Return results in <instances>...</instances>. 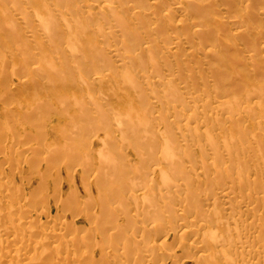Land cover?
Returning a JSON list of instances; mask_svg holds the SVG:
<instances>
[{"label":"rangeland","instance_id":"374dc122","mask_svg":"<svg viewBox=\"0 0 264 264\" xmlns=\"http://www.w3.org/2000/svg\"><path fill=\"white\" fill-rule=\"evenodd\" d=\"M14 1L15 3H12L10 0H3V1L0 0V10L2 9L7 11L6 17L5 18L3 17L4 19H2L5 22H3L0 27L1 30L0 63L3 62L2 66L6 67V68L5 67L1 68V64H0L1 71L3 69L9 70L8 72L12 71L13 69L14 71H19L20 73L15 72V75L17 76L18 79L23 81V79L24 80L29 79L30 76L33 75L30 74L27 77V74L24 73L25 70H23L26 68L24 65L26 64V61L29 59L28 57L31 56L30 54H32L33 57L36 58L35 60L38 59L40 63L42 62L41 63L42 66L48 64L47 59L49 57V60H51L52 62L55 61V65L58 66L56 69L57 71H55V74L56 75L60 74L61 76L59 75V77H57L55 74L52 75L53 73L50 75L51 72L49 73V71L41 72L39 70L40 72L35 71L33 75V79H31V81L40 84L41 87H43L45 90H47L50 93H51L50 89L55 90L54 87L55 88L59 87L57 89H60L59 91L60 93L62 92V94L64 92V90L60 88L61 87L60 84H62V82L63 84L78 86L81 89L83 86L88 84L87 82H84V79L88 77L87 76L88 73L89 74L92 73L91 75L92 77L98 74V72L96 71H99L105 74L106 76L102 77L103 82L97 85L96 84L93 85L92 88L89 90L85 89L84 91H81L82 92L81 94L76 90L75 96L70 94V91L69 92L65 91L66 93L65 95L63 94V98L62 96L60 98H56L55 96L54 98H56V100L60 99L61 100L60 102L56 101L55 99H53L55 100V102L50 101L52 100V98L47 95L49 97V100H43L44 98L42 97L43 98V99L41 98L42 103L38 105H34L37 104L36 102L37 99L35 101V98L34 100L32 99L26 100L27 102L25 100L24 101L21 100L19 104L25 103L24 105H22L25 108L24 107L22 108V106L20 105V107L22 108L21 109L20 107L16 108L18 103L17 101L18 99H16V97L19 96L17 92H14V97H10V94H7V96L3 95L4 99H1L2 95L0 96L1 97L0 98V181L1 182L5 181L4 185L0 186V224H6V223L9 224L11 220L12 221L14 220L13 224L16 225V227L14 226L16 230L18 231L22 230L26 232L28 236L26 240L27 243L31 242L32 239L34 240L45 239L42 241L45 244L44 246L32 247L31 245V247L28 249V252H25L23 250L24 252L22 251L18 253L14 250V247L16 245L19 246V244H25V241L23 240L21 242L19 240H14V237L10 238L9 236L12 235V232L14 235V231H15V230L12 231V227H11L10 231L12 232L9 231V235L7 236L9 239H11L12 244L10 247H8L7 251L1 253L2 256L0 255V264H26V260L30 255H33V258L30 260V264H170L171 263L170 258H165L163 261H159L158 258L155 256V254L158 253V251L167 250L176 253L177 256L178 254L180 255V252L182 255V249L180 245H182L181 243L183 239L180 235V231L182 230L183 227L179 226V222L176 224L177 226L176 228L166 225L164 228L161 227L157 230L150 229V232L149 231L142 232L139 227H136L137 225L143 223V219L146 218L148 219V217L143 216L144 214L141 211V205H140L141 201L139 199L140 195L138 193L142 192V190L143 192H145L147 189H150L152 191V194L156 193V196H158L157 195L159 194L158 191H161L164 185L162 181L158 179V177H155V179H157L155 182H150L149 178H147L143 186L141 187L138 186V181H137L138 175L136 173V169L139 167L138 164L139 160L135 158L136 149L131 147V145L135 144L133 143L135 142V136L137 137L139 134V138H142L140 137L141 132H142L141 135L143 134L144 137L148 135L147 137L149 139L152 137L154 140L157 138L156 140L158 142L160 141L159 136L155 137L153 134L148 132L149 130L146 131L145 130L146 128L145 129L143 128L145 127L146 123L145 121L144 122L141 121V119L145 120L143 117L146 116V112L148 114L154 111L153 114L154 116H156L157 115L155 114L156 110L154 109L160 107L161 104L163 105L165 103L166 104L168 103L166 102L167 98L164 97L165 99L163 100L160 99L162 97L161 95L158 96L156 94L157 98L155 96V93H157L158 90L160 89V85L157 84L156 87L152 86L149 88L142 87L143 90L141 89V91H139L140 93L143 94L142 98L145 100L144 102H146L147 105L153 103L154 105H156V107L152 104L153 105L152 109H150L149 105H148L149 108H147L146 107L147 105L145 103L146 106L145 105L144 106L146 107V109H150L148 110L149 112L148 111L145 112V110L143 111L145 116L143 115V113L141 115L139 112H138L139 114L136 112V115L132 113L128 114L127 116L124 115L123 118H125L126 116L129 119L125 118L120 121L118 118L119 115L118 116L116 115L118 113L114 112L115 110L119 109V102L117 100L118 96L114 95L116 94L115 91L117 90L112 89L114 84L111 85V83H115V84L117 83L118 85L119 83L121 85L127 83L125 81H127L129 75H127V73L125 72L127 70L125 69L123 70L119 68V70L118 69L114 70L115 68H113V66L117 65V63L119 62L120 57L116 58L115 56H113L111 54V49L113 45L114 46L116 45L118 48L120 47V44L118 42L120 38H118L116 44L115 39L113 40L112 36L106 34H105L106 36H103L101 34V31H103L104 28L107 29V27L110 26V23L112 22L111 21L112 19H110V14H108V16L104 18L100 14L101 10L92 9L93 12L92 15L95 14L96 15L95 17L99 22L96 23L95 22L96 19H92L90 26H88L87 34L86 35L83 34L87 38L90 37L91 39L92 37L91 41L97 39V41L94 40L92 42L95 44L92 45V47H90L92 48V50L96 51L100 47V50L103 49V51H105L103 52L98 50V52L97 51L95 52L98 53L96 55L94 53L95 59L99 58L98 59L100 60L99 63L102 64L100 65H98L99 63L97 64L96 71L93 74V72L89 71L90 69L88 70L86 68L87 66L89 67L87 63L85 62H83L82 64H79L80 62L77 63L80 57L81 59L84 60V58H82L84 54L83 51H86L85 47H82L85 46L84 44L86 43L85 41L86 39H84L83 36H82L83 40L81 37H79L81 38L79 39L77 36H81V34L77 35L79 34L77 32H76V37H71V40L69 41L70 46L77 39L79 41V42L77 41L79 45L76 46H79L80 49L76 47L74 44L72 46L73 48L76 47L77 52L73 51L74 49L71 50L72 53L74 54L76 53V59L79 58L76 60L77 61L76 66H74L75 62L73 56L69 57L70 56L69 54L71 53L69 52V49L72 48L68 49L65 47V39L69 35V29L66 26V24L68 25V22L69 21L71 22V20H69L70 19L69 15L67 14L66 9H64L65 6L61 4V7L63 8V13L58 15L55 10L56 7L54 4L55 2H53V0H47L49 8L56 13L54 18L56 21L55 23L57 25L59 24L60 26V30L56 34H53L54 36H52L54 39L52 40L56 41L57 44L56 43L52 44L50 43V41L52 40L47 38L46 33L41 29H39L40 24L38 18L35 17L34 11L31 9L32 5L31 6L28 5L31 4V0H14ZM85 1L90 2V0H85ZM178 1H181L179 4L180 6L184 8L189 7L188 0H148L149 3H156V2L159 3L155 7V12H152L151 14L147 15L146 19H147L148 27L143 31L142 37L146 36L147 33L151 32L152 27L155 26L158 22H160L162 26L161 32L160 33L152 32L151 39L158 40L159 38H164L166 42L171 41L173 39L172 37L173 31L174 30L177 31V29L182 30L185 34L187 33L189 37L191 36V43L186 44L185 47L179 49L176 52L177 55L176 58H173L172 53L167 54L165 58H160L159 54H157L154 51V57L155 59H157L158 66L160 67V72H159L160 76H154L152 80H154V82H156V80L161 81V79H159L161 77L163 80H165L167 77H171L170 76L171 73L173 74L174 77L177 78L176 80L179 82V84L184 83V81H186L189 84V87L193 90L192 93L196 97L195 99H188L187 97L188 95H186L185 93H183V95L186 96L187 98L183 97L181 94L178 95V97H183L179 99V109L182 111V113L185 112L184 109L186 107V104H188L190 108L194 107L195 110L192 109L194 112L198 111V107L196 103L198 104L202 102V100L199 98H203V99L207 98L208 94H215L217 96V99L220 97L224 99H237L240 101V104L242 105L241 110L246 107L245 104H250L251 107H253L251 111H253L254 113L251 112V114L249 115L252 116L253 118L252 120H243L239 118V123L237 122L238 125L240 126L241 124V127L244 126L241 130L233 126H230L228 123L224 122V120H219L218 122H214V124L215 125L223 124V127L226 128L230 126V128L234 130L235 129L238 131L240 130L244 134V136L252 134V132H256L257 130H258L257 133H263L264 125L257 123V119H258L257 117L261 116V114H263L264 111V109L263 111H261L259 108L261 106H262L261 109L264 107V100H263L264 94L258 92L260 90V86L264 85V48H263L264 0H217V7H215L217 12L214 11L215 8L213 2L212 7L210 8L211 17L215 19L216 15L219 13L222 16L224 20L223 24L225 25L220 26L219 28L216 29V31H214V34L217 36V38H213L212 43L204 47L215 50V53H213V55L210 57L206 56V54L203 51L199 50L200 48H203V44H202L203 42L199 38V35L196 34L195 30L194 29L188 30L187 26L179 21L180 18L182 17V15H180L181 12L177 11V9L174 8L176 2ZM192 1L194 2V0ZM203 1L204 0H199L201 5L206 6L205 4L206 0L204 2ZM77 3L80 4L81 7L79 9L81 10H78L77 9L78 7L76 6V12L79 11L80 13L82 12L83 15L86 14L84 11H86L87 8L85 7L84 4L81 5L82 3L81 0L78 1ZM115 3L119 4L120 0H115ZM142 7L144 8V10L147 8L146 2ZM204 8H207V6ZM25 9H27L28 11L27 17L26 19H22L21 15L23 14L22 12ZM186 10L187 12L191 11L190 8ZM104 12L107 14L106 10ZM120 13L121 15L127 14L126 16L125 15L124 16L129 17L131 15V10H123ZM144 15L145 14L141 15V19H143ZM190 16L191 15H187V17L190 20L192 19V21L194 19H197L194 16L190 18ZM236 17H239L243 21L244 31H241L240 34H238V36L236 37H231L230 34L233 29L232 21ZM0 18L2 17L0 16ZM67 20L69 21L67 22ZM195 21L196 20H194L193 22ZM133 23L136 24L135 22ZM56 24H54V26ZM70 24L72 25L73 23ZM96 24L102 25L104 26V28L98 30L97 29L98 25L96 26ZM79 29L80 30H78L77 28L76 31L78 32L81 31L80 27ZM94 29H97V31H95ZM247 38H252L253 41ZM241 40L244 41L240 43L239 41ZM166 42L162 43V49L166 48L165 46V44H167ZM41 43L42 45L46 44L45 45L46 47L45 46L41 47ZM80 43L82 46L80 45ZM236 43H238V46L235 45ZM51 44L54 46H52ZM58 45L61 46L59 47ZM56 48L58 49L57 52H56ZM174 49L175 48H173V50ZM65 50H67L69 53ZM44 51L45 53H43ZM13 52H15L16 54H14ZM39 52H41L42 54L41 53L39 54ZM99 52H101V54H99ZM102 54H105L103 55V60L107 56L106 60L104 61L101 59V57H99V55L102 56ZM251 55L254 56L253 58L254 60L247 63V61H249V59L251 58ZM45 57H46V62L44 61ZM64 57L67 60H65ZM142 57H144V59L150 63L149 55L145 54ZM182 58H183V62L177 66L175 59H182ZM125 59H127V57H125ZM69 60L71 61L69 62ZM108 60L109 62H107ZM66 61L68 62L66 63ZM14 63L17 66H15ZM36 64L37 63H31L30 68H32ZM110 66L112 67L113 71H111L112 69L110 68ZM129 73L130 75H132L133 78L134 76L137 77V72L136 71L134 72L133 69ZM134 73L135 75L133 76ZM4 74L5 73H3L2 75L4 76ZM3 76H1L0 78H3ZM61 77L67 78V80H64L62 78V80H60L62 82L58 84L59 79L57 78L61 79ZM125 77L128 78L126 79ZM54 78L57 79L58 81L55 80ZM135 79L137 80V78ZM11 81L13 82L14 80L11 79L10 82ZM65 81H70L71 83L69 84ZM91 81L92 79L90 80V82ZM12 82L10 84L12 86L10 87H13ZM1 84L2 83H0V85ZM3 84L0 86L1 88ZM129 85L132 84L129 83ZM44 89H41L42 92L41 95L45 93ZM117 89H118L117 93L120 96H122L121 94H124V91H121V89L119 90V88ZM152 89H155L156 92H153ZM159 92L165 94L162 91ZM77 95L79 97L81 96L80 97L81 101H82L81 99L82 96L85 98V100L84 99L83 100L86 103L90 101L87 103V105L85 104V107L83 104L84 101L82 102L83 105L80 106L81 107L83 106L82 107L83 109L81 107H78L77 103H76L77 106H75V104L73 105V103H75L76 100L75 102L70 101L69 102V105L71 104L70 106L67 104V101L73 100V98L69 99L71 96L72 97L74 96L75 97L74 99H76V97L78 99ZM53 96L54 95H52V97ZM94 96L97 97L98 100L100 99L99 100L100 102H98V100L96 101V99L93 98ZM90 98L92 99L89 100ZM142 98L141 99L139 98V102L141 101V103H143ZM260 99L261 101L263 100L262 101L263 103L260 102ZM31 100L34 101V103L31 102ZM92 100H94L95 102H93ZM14 101L17 103H14ZM255 101L261 103V105L258 106L259 109L256 108L257 107L256 105H254ZM57 102L60 104H58ZM97 102L98 105L101 107L99 114L102 112L103 113L100 114L101 120L99 119V122H97L98 121L97 119L99 118L98 116L99 114L98 113H97L98 115L94 114V117L98 116V118H95V120H97L96 124L100 123L101 125L102 122L104 125L99 126L98 124L97 128L95 127L97 130L94 128L95 131H92L91 134V132L89 131L92 128H88L87 126H89L90 124L89 117H92L93 114H91V116L89 115L91 113V109L92 112H95V110H93L94 106L92 104ZM133 102L134 105L132 104V106L135 109L139 108L140 105L142 106V104L139 103L137 100H133ZM159 103L161 104L159 105ZM28 104L29 106L31 105L33 108L39 106V108L35 109V111L37 112L36 115L35 113L32 114L34 111L30 109L32 108L31 106L29 109L27 108ZM200 104H198L199 107H201ZM204 104L205 103H203V105ZM86 106L89 107L90 113L88 112L86 113L87 115L89 114L88 116H85L86 114L84 115L82 114L84 113ZM216 106L217 104L215 103L211 104V106L209 105V108L207 107L208 114L206 116L200 115V117L197 116L192 117L190 120H188L187 127L180 128L182 132L188 129L186 133H189L192 130H197L192 132L190 134V137H198L200 140H202V144L200 147L207 146L208 144V140L206 138L207 132H209L212 138L214 135H218L224 132L223 129H219L218 127L214 129H210V128L208 129V127L205 126V122L202 121V117H203L205 120L212 122L211 114L214 113L215 111L214 109H216ZM145 107L142 106L139 111L141 112V110L145 109ZM153 107L155 108L153 109ZM26 108L27 111L31 113L30 115L25 114L24 115L25 117L24 116L22 117L23 115L22 112ZM17 109H19V111ZM121 109L120 111H122ZM4 110H5V115L3 114ZM86 110H88V108ZM125 110L126 109H124L123 111L126 112L128 109L126 111ZM24 112L26 113V111ZM186 112L185 114L187 116L192 115L191 114L192 112L191 113L189 111ZM258 114L260 115L257 116ZM31 115L32 116L35 115L34 116L35 118L34 117L32 118ZM158 115L160 117V121H158V124L151 125L153 126V128L151 129H155L154 130L155 135H159L157 133L161 132L162 130H165L166 128L168 130V134H173L174 133L173 130H175V132L178 131L176 125H174L173 128L171 126V121L173 120L172 117L170 116L166 117V115L164 114L161 115L158 114ZM27 116L31 118L29 117L27 118ZM133 116L134 117L136 116V118H134ZM87 117L89 118V121ZM116 117L118 118L117 122L119 121L120 124L122 122V124L125 125V123L127 124L128 122H131L132 119L133 120L135 119L134 120L135 123L138 122L141 124L138 123L135 124L136 126L135 125L134 126L135 128L137 127L136 129L132 127L134 124L133 121L131 123H128L127 126L123 125V128H122V124L121 125L118 124L117 127ZM139 117H141V119ZM93 119L91 118V120ZM120 119H122V115ZM127 120L129 121L127 122ZM96 124H91V126L93 125L94 127V125ZM258 125H263V127L259 128ZM102 126H104V128ZM128 126L130 129L128 130L130 132L127 130ZM194 126H199V127H194ZM110 127L113 128L111 129ZM139 127L140 129H138ZM107 129L109 130L111 129V131L108 132ZM131 130L133 132H131ZM135 130L136 132L138 131L137 134L135 133ZM106 131L109 136L106 134ZM111 132L112 134H109ZM124 133H128L127 135L125 134L127 137L124 136ZM99 137L101 139H99ZM102 137L103 139L105 138L106 141L102 140ZM108 137L110 138L111 142L109 141ZM127 139L129 140L127 141ZM104 141L107 142V144L109 143L108 145L110 146L106 147ZM240 142H241L240 147H245L247 145V141H245V139L243 138H240L239 136H234L229 138V143L231 145L236 143L238 144ZM103 143L105 145H102ZM218 144L223 148V152L224 151L226 152V146L221 144L220 142H218ZM101 145L104 147H102ZM100 146L102 149L100 148ZM263 147H264V142L262 144H253V148L243 156H245V158L249 160L253 165L256 159H258L257 155L262 150ZM211 151H212L211 148L208 147L207 152L209 153V155H212ZM56 153L57 155H55ZM193 154H194V158H199L202 155V152L200 149H195L193 151ZM113 162L115 164H112ZM210 162H211L210 158L205 159L204 168L207 169L206 185L209 187V184L216 180H219L220 182H226L227 185H230L231 184L230 178L232 176L237 175L239 166L235 165L230 157L229 159H227L226 157L219 159L218 165L220 166V168H224L225 166L230 164V169L227 172L221 173L218 176V178H216L214 174V170L210 165ZM188 163L189 161H186L185 165H187ZM109 164L110 166L108 167ZM111 169H114L117 172H124L122 173L124 175L123 178L120 179V177L116 178V176H113V173L114 174L116 173ZM200 169L201 166L200 165L197 166L196 172H198ZM107 172H109V174L112 173V175H109L111 176L110 177L111 180L108 178L109 181L107 180L106 177L108 176ZM127 172H129V174H125ZM192 172L193 171L190 172L191 177L194 176ZM103 177L107 180V182L105 180L107 186L100 185L99 179L101 181ZM242 179L244 181L249 182V185L251 186L253 185L254 175L248 169H243ZM204 181L205 179L201 178L199 182L195 184L194 188L195 189L201 188L204 185ZM105 183L101 182L102 185ZM121 187L122 190L120 189ZM106 188L107 190L110 191V193L116 191V188L120 189L121 191L119 190L120 191L119 192L117 190L115 194L123 193L120 195H122V197L124 198L121 202H116V201L112 202L111 207L114 210L112 212L113 219H112V223L109 224H105V221H101L103 219L102 218L103 215L101 217L100 213L102 212L99 210L101 209L99 206L100 199L104 198L106 194L105 192ZM209 190L211 191V189ZM178 193L183 195V192L181 190L178 191ZM102 194L104 196H102ZM206 201L211 202V200H206ZM163 203L165 202H163L162 199L159 200L160 205L163 206ZM203 205L209 207L212 204L209 205L203 204ZM253 205H257V208L260 212L261 209L264 208V203L262 202L254 201ZM18 207L21 209L20 212L16 211V208ZM218 207H222L220 203H218ZM185 212L188 213L189 210H186L185 208ZM88 213L89 215H87ZM97 215L99 217H97ZM125 215L127 218L129 217L128 219H130L127 222L125 220L127 219ZM95 216L97 217V220L94 222V220L96 219ZM131 220H132L131 223L132 226L129 225L130 224L129 222ZM155 220L158 219L153 218V221ZM149 221L150 222L152 221L151 218L149 219ZM263 221H264V213L261 212L255 224L260 225ZM10 223L12 225V222ZM151 226L152 223H150L148 227L150 228ZM14 227L13 229H15ZM51 229L54 230L50 232ZM55 231H58L59 234L58 233L56 234ZM218 231L221 234H226L224 228H220ZM46 232L49 234L47 235ZM52 232H54L56 236L52 235ZM15 233H20V232L15 231ZM5 235L6 233H0L1 238L3 236L5 237ZM257 235L264 238V229L262 233L258 231ZM134 239H138V240L140 239L141 242L138 243L137 242L138 240L135 241ZM191 241H192L191 238H186L184 240V243L185 245H188ZM134 242L137 243L134 244ZM147 245H151L152 249L151 247H149L150 250L145 251V249H143L142 247L146 248ZM220 247H221L220 245L210 246V247L205 246L202 248V250L212 249L219 251ZM226 251H228V249H226ZM232 255H237L238 257L243 255L246 259L247 257L250 256L246 254H241L240 250L237 247L232 252ZM251 255L252 257L257 258L258 256L262 255V251L257 253H252ZM177 256H175L174 258H177ZM193 256L197 257L198 253L193 254V252H190L188 258H184L185 256H182L181 259L177 258L178 264H193L194 261L192 259Z\"/></svg>","mask_w":264,"mask_h":264},{"label":"bare ground","instance_id":"6f19581e","mask_svg":"<svg viewBox=\"0 0 264 264\" xmlns=\"http://www.w3.org/2000/svg\"><path fill=\"white\" fill-rule=\"evenodd\" d=\"M10 1L12 3H15L14 0H10ZM70 1L69 0H53V2H55L54 4L56 6V7L54 6L56 13L58 15L63 13V8L61 7V4H62L63 6H65L64 9H66L67 14L69 15V18H70L69 20H71V22L69 20H67V22L69 21L70 23H73L72 25L69 22H68V25L66 24V26L69 29V35L65 39V47L68 49L72 48V49H69V52H71V50H73V49H74L73 51L77 52L76 47L79 48V46H76V45H79L78 39L74 43H72L71 46L69 43V41L71 40V37H76V32L79 33L77 35L81 34V36H77L78 38L81 37L83 40V37H84V39H86L85 40L86 43L84 44L85 46L81 45L82 42L80 43V45L82 47H85V49H86V51H83L84 54H83L82 58H84V60L81 59V57H80V59L77 58V59H79V61L77 62L76 61L77 60L76 59V53L74 54L71 52L69 54L70 55L69 57L73 56V58H74V62H75L74 66L77 65L76 62L77 63L80 62L79 64H82L83 62H85L89 65V67L88 66L86 67V65H85V67L88 70L90 69L89 71L93 72V74H94V72L96 71L97 64L100 62V60H98L99 58L95 59V57H94L96 54H98L95 52L96 51L98 52V50H100V47L96 51L92 50V48H90V47H92V45H95L94 43H92L95 40L94 37H93L94 40L91 41L92 37L90 39V37L87 38L86 36H84L87 34L88 26H90L91 20L96 19V17H95L96 15L95 14L92 15L93 14L92 9L93 10L94 9L101 10L100 14L104 18H106L108 16V14H110V19H112L111 20L112 22L110 23V26L107 27V29H105L104 26H102V25L96 24V26L98 25V27H97L98 30L104 28V30L101 31V34L103 36H106V35L112 36L113 40L115 39L116 44H117L118 38H120V40L118 41L120 44V47L118 48L116 45L115 46L113 45L114 48L112 47V49H111V54L113 56H115L116 58L120 57L119 62L117 63V65H114L113 68H115L114 70H116V69L119 70V68L123 69V70L124 69L127 70L125 72L127 73V75H129V78L125 77L126 79L128 78L127 81H125L127 83L123 82L124 84H122V85L120 83H119V85L117 83L116 84L111 83V85L114 84L113 88L110 86L113 90L118 91L117 88H119V90L121 89V91H124V94H121L122 96H120L117 93V91H115L116 94H114V95L118 96L117 100L119 102V109L115 110L114 112L118 113L116 115L117 116L119 115L118 116L119 120L121 121L125 118L127 119L128 117H126V116L128 114L132 113V114L136 115V112L137 113L139 112L142 115L144 110L146 112V111L152 109V106L154 105L153 103H152L153 105L151 103L148 104L150 109H146V107L147 108H149V107H148L147 103L144 102L145 100L142 98L143 94L139 92V91H141L142 87H146V88H149L152 86L156 87V85L158 84V85H160V89L158 90L157 93H155V96H156V94L158 96L161 95L163 98L161 96H160L161 98L160 97L159 98L163 99V100L165 98H167L166 99L167 101L165 100L166 102H168L167 104L165 103L162 105L161 103H159V105L161 104V106L158 107L157 109H154L156 107V105H154L155 107H153V109L156 110V112H155V114H157L156 116H154V114H153L154 111H153L152 113H148V114L146 112V116L143 113V115L145 116L143 118L145 120L141 119L142 116L139 117L141 119V121H143V122L145 121V123H146L145 127H143V128L144 129L146 128L145 129L146 131L149 130L148 132L153 134L155 137L159 136L161 142L160 141L158 142L156 140L157 138L155 140L152 137H151L152 139L151 138L149 139L147 137L148 135L144 137L143 134L141 135V133H142L141 132L140 137H142V138H139V134H138L137 137L135 136V142H133V143H135V144H133L134 146L131 145V147L136 149V151H135L136 157L135 158L139 160L138 161L139 167L136 169V173L138 175V178H137L138 186L139 187L143 186L147 178H149L150 182H155L157 180V179H155V177H158V179H160L164 185L162 190L158 191V193H159V194H157L158 196H156V193H154L155 195L152 194V191L150 189H147L145 192H143V190H142V192L138 193L140 195L139 199L141 201V204H140L141 205V211L144 214L143 216L148 217V219L147 218L143 219V223H141L140 225H137L136 227H139L142 232H148V231L150 232V229H156L157 230L161 227L164 228L166 225L176 228L177 227L176 224L178 222H179V226L183 227L182 230L180 228V230H181L180 235L183 239V241L181 243L182 245H180V247L182 249V255H181V252H180V255L178 254V256H177L176 253H174V252H170L167 250H161V251H158V253H156L155 256L158 258L159 261H163L165 258H170V261H171L170 264H178L177 260L181 259L182 256H185L184 258H188L190 252H193V254L198 253L197 257H194V256L192 257V259L194 260V261L192 260L193 264H264V238L257 235L258 231L261 233L263 232L264 221L260 225L255 224V222L259 218L261 212L264 213V208H262L261 212H260L257 208V205H253L254 201L264 203V147L258 153V155H257L258 159H256V161L254 162L253 165L251 164V162L249 160H247L245 158V156H243L244 154L248 153L253 148V144H262L264 142V132L263 133H257V131H258L257 130L256 132H252V134L244 136V134L240 131L244 126L241 127V124H240V126L238 125L239 118H241L243 120H252L253 117L250 116L249 114H251V112L254 113L253 111H251L253 107H251L250 104H245L246 107L245 108L243 107L244 109L241 110L242 105L240 104V101L237 99H224L222 97L217 99V96L215 94H208L207 98H204V99L199 98L202 100V102H200L202 105L200 103H198L201 106V107H199V105L196 103V105L198 107V111H196V112L193 111V110H195L194 107L190 108V106L188 104H186V107L184 109L185 112L186 111H189L190 113L192 112L191 113L192 115L191 116L188 115L189 116L188 117L185 114V112L182 113V111L179 109V99L186 97L183 95V93L188 95L187 96L188 99H195L196 96L192 93L193 90L189 87V84L186 81H184V83H182V84H179V82L176 80L177 78L174 77L173 74H171V73H170L171 77H167L165 80H163L162 77L159 78V79H161V81L156 80V82H154V80H152V78L154 76H160L159 75L160 67L158 66L157 59H155V57H154V51L157 54H159L160 58H165L167 56V54H170V53L173 54V58H176L177 57L176 52L179 49H182V47H185L186 44L191 43V36L189 37V35L187 33L185 34L182 30H178V29H177V31L176 30L173 31V36H172L173 39L171 41L166 42V40L164 38H159L158 40L157 39H151L152 32H156V33L161 32L162 26H161L160 22H158L155 26L152 27L151 32L147 33L146 36L142 37L143 31L148 27L146 17H147V15L151 14L152 12H155V7L159 2L149 3L148 0H120V3L117 4V3H115V0H90V2L89 1L86 2L85 0H81V2H82L81 5L84 4L85 7L87 8V10L84 11L86 14L83 15L82 12L81 13L79 11L76 12V6L78 7L77 8L78 10H81V9H79L81 7L80 4L77 3L80 0H78V1L70 0ZM145 2L147 4V8L144 10V8L142 6H144ZM180 2L181 1L176 2L175 7H174L175 9H177V11L181 12L180 15H182V17L180 18L179 21L182 22L184 25H186L188 30H191V29L195 30L196 34L199 35V38L203 42L202 43L203 48H200L199 50L203 51L206 54V56H208V57L212 56L213 53H215V50L209 49V48H204V47L210 45L213 41V38H217V36L214 34V31H216V29L219 28L220 26L225 25V24H223L224 20L219 13L216 15L215 19L212 18L210 15V8L212 7L213 2H214V8L217 7V0H206L205 4H206L207 8H204L206 6L201 5L199 0L198 1L196 0V2H195V0H194V2L192 0H188V4H189L188 8H190V10H191L190 12H187L186 9H188V8H184V7L180 6L179 5ZM28 5H30V6L32 5L31 9L34 11L35 17L38 18V21L40 24L39 29H41L42 31H44L46 33L48 39L52 40L53 39L52 36H54L53 34H56L60 30L59 24L57 25L55 23L56 21L54 19L56 13L53 12V10L49 8L47 0H31V4H28ZM22 8H25V7H22ZM105 10H106L107 14L104 12ZM123 10H131V15L129 17L128 16L125 17L127 14L126 15L124 14L125 16L121 15L120 12ZM214 11L217 12L216 8ZM27 12H28L27 9H25L22 12L23 13L21 15L22 19H26ZM123 13H125V12H123ZM6 14H7V11L1 9L0 10V16L2 18H0V19L1 20L4 19L6 17ZM142 14H145L143 16V19H141ZM187 15H191L190 18L192 16L196 17L197 19H194L196 21L193 22L194 20L193 21H192V19L190 20L188 18L189 16L187 17ZM1 20H0V27H1L2 23L5 22L4 20H2V22H1ZM95 22L97 23L99 21L96 19ZM133 22H135L136 24H134ZM54 24H56L57 26L55 25L56 26L55 27ZM243 25H244L243 21L239 17H236L232 21L233 29L231 31L230 36L236 37V36H238V34H240L241 31H244ZM78 26L81 28L82 32L76 31L77 28H78V30H80ZM97 29H94V30L97 31ZM0 32H1V30H0ZM34 32H36V31H34ZM186 35H187V37H186ZM81 38H79V39H81ZM247 39H250L253 41L252 38H247ZM247 39H244V40H247ZM53 40L50 41V43H52V44L56 43V41H53ZM244 40H241L239 42L242 43ZM95 41H97V39ZM164 42L167 43V44H165L166 48L162 49V43H164ZM74 44L76 47L73 48L72 45H74ZM100 44H99V46H100ZM45 45L44 44L42 45V43H41V47L45 46ZM235 45L238 46V43H236ZM52 46H54V45H52ZM108 46H110V45H108ZM24 47H25V45H24ZM108 48H110V47H108ZM173 48H175V49L173 50ZM263 48H264V46H263ZM21 49H23V48H21ZM30 50H28V51H30ZM57 50L58 49L56 48V52H57ZM10 51H12V50H10ZM65 51H67V50H65ZM100 51H103V49ZM41 52H39V54ZM58 52H60V51H58ZM67 52H65V53H67ZM103 52H105V51H103ZM13 53L16 54L15 52H13ZM43 53H45V51ZM94 53H95V55H94ZM99 54H101V52H99ZM145 54L149 55L150 63L147 60H145L144 57H142ZM30 55H29L30 57H28L29 59L27 58L28 60L26 61V64L24 65L26 68L23 69V70H25L24 73L27 74V77L30 74L34 75L35 71H37V72H40V71L41 72H46V71L48 72L49 71V73L51 72L50 75L52 73H53L52 75L55 74V71H57L56 69L58 67L57 65H55V61L52 62L51 60H49V57H48V59H47L48 64L44 65V66H46V67H44L41 64L42 62L40 63L38 61V59L35 60L36 58H34L32 54H30ZM103 55H105V54H102V56L99 55V57H101L102 60H103ZM125 57H127V59H125ZM0 58H1V54H0ZM66 58H67V56H66ZM106 58H107V56H106ZM106 58H104V60H106ZM253 58H254V56L251 55V58L249 59V61H247V63L250 61H253L254 60ZM64 59H65V57H64ZM65 60H67V59H65ZM175 60H176L177 66L183 62V58L182 59H175ZM44 61L46 62V57H45ZM70 61L71 60H69V62ZM12 62H13V60H12ZM67 62L68 61H66V63ZM107 62H109V60ZM2 63H0L1 68H4L5 66L3 67ZM31 63H37V64L35 66H33L32 68H30ZM14 64H12V65H14ZM100 64H102V63H99L98 65H100ZM15 66H17V65L15 64ZM130 67L133 69L134 72L135 71L137 72V77L134 76L135 73L133 74L134 78L132 77V75H130L129 72L132 71V69ZM110 68L112 69L111 66H110ZM18 69H19V67H18ZM21 69H22V66H21ZM8 71L9 70H7V69H3L0 72V77L3 76L2 75L3 73H5L3 78H0L1 79L0 83L5 84V85L3 84L2 88L0 87L1 88L0 89V96L2 95L1 96L2 98L1 97L0 98L4 99L3 97L7 96V94H10V97H14V92H17L19 94V96L17 95L18 97H16V96L15 97H16V99H18L17 100L18 103L14 101V103H17L16 108H19L20 105L22 106L25 104V103L19 104V102L21 100H23V101L24 100L26 101L29 99L34 100V98H35V101L37 99V101H36L37 104H34V105H38V104L42 103L41 100L43 98H44L43 100H49V97H51L52 100H50V101L55 102L56 98H60L61 96L63 98V94L65 95V93L69 92V91H70V94H72L74 96L76 95V90L81 94L82 93L81 91H84L85 89L89 90L92 88L93 85H95V84L97 85V84L103 82L102 77L106 76L105 74H103L102 72H99V71H96V72H98V74L95 76H92V77H91L92 73L91 74L88 73L89 74V75L87 74L88 77H86L84 79V82H87L88 84L83 86L81 89L78 86L63 84V82L60 81V80H62L63 77H61V79L57 78V79H59V81L57 79H55L56 78L55 77L54 79L58 81V84L62 82V84H60L61 85L60 88H62L64 90V92L62 94V92L60 93V91H59L60 89H57L59 87H57V88L54 87L55 90L50 89L51 90V93H50L47 90H45L43 87H41L40 84H37L34 81H31V79H33V75H31L29 79H26V80L23 79V81H22V80L18 79L17 76L15 75V72H19V71H14V69L12 70L14 72L10 71L11 72L10 73ZM111 71H113V69ZM58 72H56V73H58ZM59 75H56V76L59 77ZM67 78H63V79L67 80ZM135 78H137V80ZM11 79L14 80L13 82L11 81L13 83V87H10V86H12V85H10ZM91 79H92V81L90 82ZM110 80H111V78H110ZM57 81H56V83H57ZM65 82H67L69 84L71 83L70 81H65ZM107 82H110V81H107ZM112 82H114V81H112ZM129 83L132 85H129ZM58 84H56V85H58ZM127 84H128V86H127ZM50 85H52V84H50ZM100 85H98V86H100ZM8 86H9V88H8ZM125 86H127V87H125ZM41 89H44V92H45L42 95H41V93H42ZM111 90H110V92H111ZM55 91H56V93H55ZM152 91L156 92L155 89H152ZM159 91H162L165 94H163ZM149 92H151V91H149ZM258 92L264 94V85L260 86V90ZM59 93H60V95H59ZM11 94H12V96H11ZM80 94H78V95H80ZM108 94H109V91H108ZM180 94L183 97H178V95H180ZM52 95H54V96L52 97ZM55 96H56V98H54ZM74 96L73 97L71 96L69 98V99L73 98V100L67 101L68 105H69L70 101L75 102V100H76L75 103L72 102L73 105L75 104V106H77V104H78V107H81L80 105L84 104V107H85V104L87 105V103L90 102V101H88L86 103L84 101L85 98L83 96L81 98L82 101L80 100L81 96L80 97L78 96V99L80 101L77 99V97H76V99H74L75 98ZM136 96H138L140 99L142 98L143 103H141V101L139 102V98ZM88 97H90V96H88ZM93 98H95L96 101L98 100L97 97H95V96ZM153 98H154V96H153ZM156 98H157V96H156ZM53 99H55V100H53ZM91 99L92 98H90L89 100H91ZM111 99H113V98H111ZM261 99H260V102L263 103L262 101L264 99L262 101H261ZM32 100H31V102L34 103V101H32ZM94 100H92V101L95 102ZM99 100H98V102H100ZM133 100H137L139 103L142 104L143 107H145L146 105L147 106L145 107V109L142 108L143 110H141V112H140L139 110L142 107L140 105L139 108H137L138 109V111H137V109H135L132 106V104L134 105ZM56 101L60 102L61 100L57 99ZM92 101H91V103H92ZM157 101H159V100H157ZM165 101H163V102H165ZM82 102H83V104H82ZM98 102L92 104L94 106L93 110H95V112H92V109H91V113H90L89 107L86 106V109L88 108V110H86L84 108L85 109L84 113H82L84 115L88 112V113H90V115L88 114L89 116H91V114H93L92 117H89L90 121H89V118L87 117L88 121L90 122L89 126H87L88 128L94 129L95 127L97 128L98 124H99V126L104 125L102 122H101V125H100V123L96 124L97 120H98L97 122H99V119L101 117L100 114L103 113L102 112L99 114L101 107L98 105ZM260 102H258V101L257 102L255 101V103L253 102L254 105L257 106L256 108H258V106L261 105ZM145 103H146V105H145ZM203 103H205V104L203 105ZM213 103L217 104V106H216V109H214L215 110L214 113L211 114L212 122H210V121L205 120L202 116H206L208 114L207 107L209 108V105L211 106V104H213ZM58 104H60V103H58ZM28 106H29V104H28ZM28 106H27V108L29 109L31 105L29 107ZM69 106H67V107H69ZM23 107L24 106H22V108ZM261 107H259V108L261 111H263L264 107L262 109H261ZM16 108H14V109H16ZM27 108L25 110L23 109L24 111H26V113L23 111L24 113L22 112V114H23L22 117L25 114L30 115L31 112L29 113L27 111ZM37 108H39V106H36L35 108H33V107L30 108V109H32V111H34L32 114L35 113V115H36L37 112L35 111V109H37ZM121 108H123V109H121ZM113 109H114V107H113ZM120 109L122 111L124 109H126V110L128 109V110L127 111L125 110L126 112H124V111L122 112V111H120ZM17 110L19 111V109H17ZM20 111H22V110H20ZM3 114L5 115V110H4ZM94 114L98 115L99 118H98V116L94 117ZM158 114H160V115L164 114V115H166V117L167 116L172 117L173 120L171 121V126L173 128L174 125H176L178 131L175 132V130H173L174 131L173 134H168V130L166 128L165 130L158 132L157 134H159V135H155V131H154L155 129H151V128H153V126H151V125L152 124L156 125V124H158V121H160V117ZM88 115L86 114L85 116H88ZM121 115H122V119H120ZM124 115H126L125 118H123ZM200 115H202L201 116L202 121L205 122V126L208 127V129L209 128L214 129V128L218 127L219 129H223V131H224L221 134L214 135L213 138L211 137L209 132H207L206 138L208 140V144H207V146H202V147H200L202 144V140H200L198 137H190V134L194 131H197V130H192L189 133H186V131L188 129H186V131H184V132H182L180 130V128L187 127L188 120H190L192 117H196V116L200 117ZM259 115L260 114H258L257 116H259ZM34 116H32V118ZM261 116L262 117L264 116V111H263V114H261ZM261 116L257 117L258 118L257 123L264 125V117L262 118ZM28 117L29 116H27V118ZM93 117H94V119H93ZM104 117H106V116H104ZM29 118H31V117H29ZM91 118L93 120H95V118H98V119L93 121V120H91ZM118 118L116 117V122H117ZM134 118H136V116ZM149 118H150V120H149ZM163 118H165V117H163ZM134 120L132 119L131 122L132 121L134 122ZM219 120H224V122L228 123L230 126H233V127L240 129V130L239 131L236 129L234 130V129L230 128V126L227 128L223 127V124L215 125L214 122H218ZM88 121H87V124H88ZM128 121L129 120H127V122ZM118 122L116 124L117 127H118V124H120V122L119 123ZM131 122H128V123H131ZM128 123L127 124L125 123V125L127 126ZM137 123L134 122L132 127L135 128V126H136L135 124H137ZM91 124H96V125H94V127H93V125L91 126ZM121 124H122V122H121ZM138 124H141V123H138ZM123 125L124 124H122V128H123ZM263 125H258V126H259V128H261V127H263ZM137 126H139V125H137ZM102 127L104 128V126H102ZM194 127H199V126H194ZM92 129H90V131H89V132H91V134H92V131H95V129L94 130H92ZM111 129L110 130L107 129L108 132L111 131ZM128 129H129V126L127 127V130ZM138 129H140V127ZM131 132H133V131L131 130ZM93 133H95V132H93ZM135 133L137 134L138 131L136 132V130H135ZM106 134L108 135L107 131H106ZM109 134H112V132ZM125 134L127 135L128 133H124V136H126ZM93 135H95V134H93ZM133 135H134V133H133ZM234 136H239L240 138L245 139V141H247V145L245 147H240L241 142L238 144L236 143V144L231 145L229 143V138L234 137ZM130 138H132V137H130ZM145 138H147V139H145ZM99 139H101V138L99 137ZM108 139L110 141L109 137H108ZM251 139H253V140H251ZM102 140L106 141V139L105 138L103 139V137H102ZM128 140L129 139H127V141ZM133 141H134V139H133ZM218 142H220L221 144L226 146V152L225 151L223 152V148L218 144ZM105 144H106V147L110 146V145H108L109 143L107 144V142H105ZM105 144L103 143L102 145H105ZM113 144H114V142H113ZM101 146H100V148H101ZM102 147H104V146H102ZM208 147L211 148L212 155H209V153L207 152ZM111 148H112V146H111ZM195 149H200L202 152V155L199 158H194L193 151ZM111 151H110V153H111ZM110 153H109V155H110ZM55 155H57V153ZM225 157L227 159H229V157H230L232 159V161L234 162V164L239 166V169L237 171V175L232 176L230 178V181H231L230 185H227L226 182H220L219 180H216L214 182H211L209 184V187H208L206 185L207 169L204 168L205 159L206 158L211 159L210 165L212 166V168L214 170L215 177L218 178V176L221 173L227 172L230 169V164H228L224 168H220V166L218 165V160L221 158H225ZM54 158H55V156H54ZM54 158H53V160H54ZM186 161H189V163L187 165H185ZM109 162H112V161H109ZM112 164H115V163L113 162ZM199 165L201 166V169L198 172H196L197 166H199ZM109 166H110V164L108 165V167ZM108 167H106V168H108ZM243 169H248L254 175L253 185L250 186L249 182L244 181L242 179ZM111 170L116 173V174L113 173V176H116V178L120 177V179L123 178L124 175L122 173H124V172H117L114 169H111ZM111 170H110V172H111ZM191 171H193L192 173L194 174V176H192V177L190 176ZM107 173H108V176H106L107 174L105 176L107 177V180H108V178L110 179V177H111L109 175H112V173H110V174H109V172H107ZM125 174H129V172H127ZM201 178L205 179L204 185L199 189H195L194 188L195 184L198 183ZM105 180L106 179L104 177L102 178L101 181L99 179L101 186H107V184L105 183ZM107 180H106V182H107ZM137 181H136V183H137ZM4 182L0 181V186H3ZM101 182L105 183V184L102 185ZM192 184H193V187H192ZM120 189L122 190V187ZM120 189L116 188V191L117 190L119 191ZM209 189H211V191ZM180 190L183 192V195L178 193V191H180ZM116 191H113L110 193V191L107 190V188H106L105 196L107 198L102 194V196H104V198L100 199V203H99L100 205L99 206L101 209H99V210L102 212V213H100L101 217L103 215L102 218L105 219V220H103L100 217L102 219V220L101 219L100 220L105 221V224L112 223V219H113L112 212L114 211L113 208L111 207L112 202L113 201L121 202L124 199L122 197V195H120L123 193L115 194ZM158 197H160L162 199V201L165 202V203H163V206L159 204V200H161V199ZM132 198H134V197H132ZM206 200H211V202H207ZM202 203L205 205H209V204H212V205L207 207V206H204ZM218 203H220L222 207H218ZM185 208H186V210H189L188 213L185 212ZM20 210L21 209L19 207L16 208L17 212H20ZM87 215H89V213ZM97 217H99V216L97 215ZM97 217L94 220V222L97 220ZM125 217H126V215H125ZM152 217L157 218L158 220L153 221ZM128 218L125 219L126 222L130 220ZM150 218L152 220L151 222L149 221ZM92 220H93V218H92ZM10 222H12V225ZM10 222H9V224H7V223L6 224H0V233H6L5 237L4 236L2 238L0 237V255H1V253L7 251L8 247H10L12 244L11 239H9L7 236V235H9V231L11 230V227H12V231L15 230L16 232H20V233H15V231H14V235H13V232L10 231V232H12L13 236L11 235L9 237L10 238L14 237V240H19L21 242L23 240L25 241V244H19V246L16 245L14 247V250L16 252L20 253L23 250L25 252H28V249L31 247V245H32V247L33 246L34 247H37V246L42 247L45 245L42 242L45 239H40V240L32 239L31 242L27 243L26 240H27L28 236H27L26 232H24L22 230H21L22 232L16 230V228H15L16 225L13 224L14 220L13 221L11 220ZM89 222H91V221H89ZM149 222L152 223V226L150 228L148 227L150 225ZM16 223H17V221H16ZM102 223H104V222H102ZM129 223H130L129 225L132 226L131 225L132 220ZM13 227L15 229H13ZM220 228H224L226 231V234H221L218 231ZM53 230L54 229H51L50 232ZM2 231H4V232H2ZM55 232H56V234L57 233L59 234L58 231H55ZM48 234L49 233H47V235ZM52 235H55V233L52 232ZM186 238L192 239V241L188 245H185V243H184V240ZM134 240L137 241L138 239H134ZM137 242L138 243L141 242L140 239ZM137 242H134V244ZM217 245L221 246L219 251L212 250V249L202 250V248L205 246L210 247V246H217ZM149 247H151V245H147L146 248H144V247H142V248L145 249V251H147V250H150ZM236 247L240 250L241 254H246V255H250V256L247 257V259H246L243 255L240 257H238L237 255H232V252L234 251V249ZM151 249H152V247H151ZM226 249H228V251H226ZM260 251H262L261 256H258L257 258L252 257V255H251L252 253H257ZM175 256H177L178 259L174 258ZM32 258H33V255H30L28 257V259L26 260V264H30V260Z\"/></svg>","mask_w":264,"mask_h":264}]
</instances>
